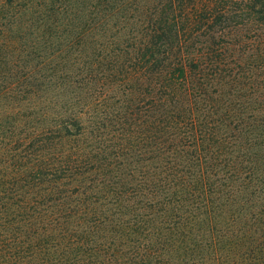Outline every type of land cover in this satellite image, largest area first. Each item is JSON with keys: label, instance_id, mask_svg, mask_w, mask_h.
<instances>
[{"label": "trees", "instance_id": "trees-1", "mask_svg": "<svg viewBox=\"0 0 264 264\" xmlns=\"http://www.w3.org/2000/svg\"><path fill=\"white\" fill-rule=\"evenodd\" d=\"M0 264H264V0H0Z\"/></svg>", "mask_w": 264, "mask_h": 264}, {"label": "rangeland", "instance_id": "rangeland-1", "mask_svg": "<svg viewBox=\"0 0 264 264\" xmlns=\"http://www.w3.org/2000/svg\"><path fill=\"white\" fill-rule=\"evenodd\" d=\"M83 59L84 58H82V61H83ZM98 87L99 86L97 85L96 89ZM106 89H107V85H106ZM109 92H110V95L106 94V91L103 90V89H98L96 91L97 100H99V103H101V102L104 103L106 110L112 111V109L119 107V105H121V104H123L122 106L126 105V102H125L126 100L124 99L123 87L116 86V87H114V91H109ZM52 94H53V92L50 91L49 92V96H51ZM81 96L84 97V94L81 93ZM39 97H41V96L38 95L37 98H39ZM94 104H95V101H94V103L92 105H94ZM39 105L40 106H44L43 105V101L41 103H39ZM92 108L96 109L97 106H92ZM90 112H93V111L90 110ZM25 113H27V111ZM86 118L88 119V116H86ZM89 122L90 121L88 120L87 124H89ZM130 127H131V125H129V126L127 125L126 128L130 129Z\"/></svg>", "mask_w": 264, "mask_h": 264}]
</instances>
